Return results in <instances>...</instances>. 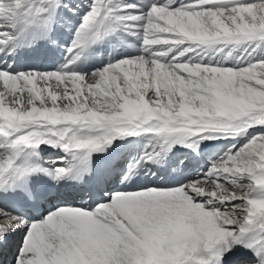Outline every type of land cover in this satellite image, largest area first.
<instances>
[{"label":"snow or ice","instance_id":"obj_1","mask_svg":"<svg viewBox=\"0 0 264 264\" xmlns=\"http://www.w3.org/2000/svg\"><path fill=\"white\" fill-rule=\"evenodd\" d=\"M0 264H264V0H0Z\"/></svg>","mask_w":264,"mask_h":264}]
</instances>
